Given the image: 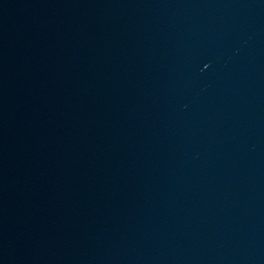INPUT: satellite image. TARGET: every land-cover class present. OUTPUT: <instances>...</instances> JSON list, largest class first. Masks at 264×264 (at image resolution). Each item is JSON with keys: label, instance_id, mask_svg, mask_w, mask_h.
<instances>
[{"label": "water", "instance_id": "water-1", "mask_svg": "<svg viewBox=\"0 0 264 264\" xmlns=\"http://www.w3.org/2000/svg\"><path fill=\"white\" fill-rule=\"evenodd\" d=\"M0 264H264V0H0Z\"/></svg>", "mask_w": 264, "mask_h": 264}]
</instances>
